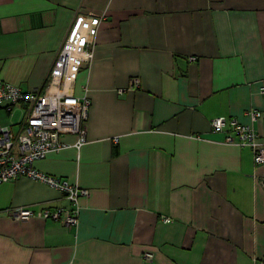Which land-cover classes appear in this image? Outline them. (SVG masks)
<instances>
[{
	"label": "crops",
	"instance_id": "0c3cea01",
	"mask_svg": "<svg viewBox=\"0 0 264 264\" xmlns=\"http://www.w3.org/2000/svg\"><path fill=\"white\" fill-rule=\"evenodd\" d=\"M77 19L96 22L71 89L90 102L86 142L63 135L33 168L88 195L76 227L16 221L69 202L0 184V264H264V168L210 127L235 119L264 142V117L245 115L264 113V0H0V81L43 92ZM0 113L19 130L24 106Z\"/></svg>",
	"mask_w": 264,
	"mask_h": 264
},
{
	"label": "built area",
	"instance_id": "2783aa9c",
	"mask_svg": "<svg viewBox=\"0 0 264 264\" xmlns=\"http://www.w3.org/2000/svg\"><path fill=\"white\" fill-rule=\"evenodd\" d=\"M96 22L77 19L65 40L57 59L50 71L49 80L43 92H23L0 81V108L10 112L13 106H24V115L19 122V130L14 132L8 126L0 125V184L18 178H28L40 182L61 193L69 202L68 209H44L36 215L26 208H15L8 212V216L16 221H26L34 216L43 220H52L65 227H76L78 224V201L80 197L88 195V191L81 189L68 181L49 176L33 168L36 161L44 159L49 153L59 152L67 147L61 143L63 135L75 136L72 147L79 150L86 142L87 113L90 102L87 97H75L72 84L82 64H88L92 58V46ZM69 53L79 55L75 62L72 82L65 84V60ZM191 61L194 58H190ZM139 87V80L132 79L129 88ZM264 96V85L259 89ZM121 93V91H119ZM250 121L264 117V113L249 110L245 113ZM225 133L224 142L239 148H249L253 153L255 166L264 168V142L248 125L239 123L235 119L220 117L210 121L213 132ZM260 184L264 190V181ZM150 259V254H145Z\"/></svg>",
	"mask_w": 264,
	"mask_h": 264
},
{
	"label": "bare ground",
	"instance_id": "6f19581e",
	"mask_svg": "<svg viewBox=\"0 0 264 264\" xmlns=\"http://www.w3.org/2000/svg\"><path fill=\"white\" fill-rule=\"evenodd\" d=\"M79 58L78 54L69 53L65 60V84L68 85L72 82L74 71H75V62Z\"/></svg>",
	"mask_w": 264,
	"mask_h": 264
},
{
	"label": "rangeland",
	"instance_id": "374dc122",
	"mask_svg": "<svg viewBox=\"0 0 264 264\" xmlns=\"http://www.w3.org/2000/svg\"><path fill=\"white\" fill-rule=\"evenodd\" d=\"M3 118H5V119H3ZM0 119L2 120V122H1L2 124L1 125H3V126H6V124L9 123V122L16 121L15 120L16 118H14V117L12 119H10V120H7L6 116L2 117V114L1 113H0ZM13 129H14V131L18 130L17 127H15V126L13 127Z\"/></svg>",
	"mask_w": 264,
	"mask_h": 264
},
{
	"label": "water",
	"instance_id": "95a60500",
	"mask_svg": "<svg viewBox=\"0 0 264 264\" xmlns=\"http://www.w3.org/2000/svg\"><path fill=\"white\" fill-rule=\"evenodd\" d=\"M82 67H84V65H83V64L81 65V68H82Z\"/></svg>",
	"mask_w": 264,
	"mask_h": 264
}]
</instances>
